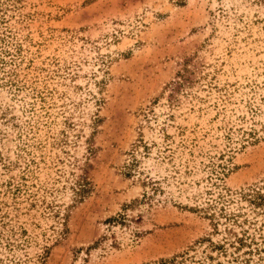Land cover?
Returning a JSON list of instances; mask_svg holds the SVG:
<instances>
[{
	"label": "rangeland",
	"instance_id": "rangeland-1",
	"mask_svg": "<svg viewBox=\"0 0 264 264\" xmlns=\"http://www.w3.org/2000/svg\"><path fill=\"white\" fill-rule=\"evenodd\" d=\"M0 264H264V0H0Z\"/></svg>",
	"mask_w": 264,
	"mask_h": 264
}]
</instances>
